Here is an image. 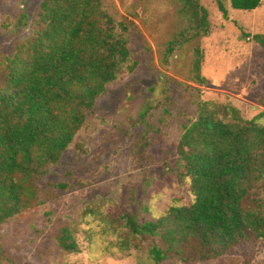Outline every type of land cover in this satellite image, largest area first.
Instances as JSON below:
<instances>
[{
  "label": "trees",
  "instance_id": "16d2710c",
  "mask_svg": "<svg viewBox=\"0 0 264 264\" xmlns=\"http://www.w3.org/2000/svg\"><path fill=\"white\" fill-rule=\"evenodd\" d=\"M227 18L221 0H215ZM252 12L262 0H229ZM183 28L166 44L161 62L210 34L208 11L199 0H182ZM22 14L17 27L26 25ZM133 27L116 21L103 0H44L32 35L0 63V225L42 203L36 184L59 163L107 86L133 72ZM264 49V35L244 34ZM203 55L194 49L192 77L200 85ZM164 103L169 101L164 92ZM264 106V94L262 97ZM134 164L152 162L153 127L146 117ZM177 179L188 182L194 201L171 207L157 220L122 216L123 244H148L154 264H201L224 257L247 261L264 251V125L245 120L231 105L203 104L184 128L177 149ZM75 229L58 238L66 253H78ZM0 259L5 252L0 245Z\"/></svg>",
  "mask_w": 264,
  "mask_h": 264
},
{
  "label": "rangeland",
  "instance_id": "374dc122",
  "mask_svg": "<svg viewBox=\"0 0 264 264\" xmlns=\"http://www.w3.org/2000/svg\"><path fill=\"white\" fill-rule=\"evenodd\" d=\"M44 0H0V63L32 35ZM199 0L209 14L210 34L161 62L166 44L183 28L182 0H103L116 20L131 24L133 72L124 70L107 86L61 160L38 178V207L0 225V264H154L148 244L122 243L121 218L157 220L171 207L189 205L188 182L177 179V149L184 128L203 104L231 105L245 120L264 125V49L244 34L264 35V0L252 12L221 0ZM22 14L26 25L17 27ZM203 55L198 84L192 77L194 49ZM169 101L164 103V92ZM146 122L153 127L151 164H134L136 142ZM75 229L78 253L58 245L64 229ZM201 264H264V251L247 261L224 257Z\"/></svg>",
  "mask_w": 264,
  "mask_h": 264
}]
</instances>
